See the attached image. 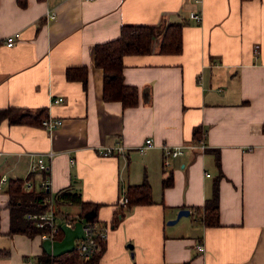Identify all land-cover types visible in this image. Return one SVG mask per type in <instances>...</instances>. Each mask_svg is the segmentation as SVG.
Instances as JSON below:
<instances>
[{
	"label": "crops",
	"instance_id": "crops-1",
	"mask_svg": "<svg viewBox=\"0 0 264 264\" xmlns=\"http://www.w3.org/2000/svg\"><path fill=\"white\" fill-rule=\"evenodd\" d=\"M22 1L0 0V110L45 108L63 123L0 119V264H51L40 259L39 234L9 233V180L22 179L31 192L45 177L60 225L82 209L59 203V192L99 205L96 219L109 227L100 264H264V0ZM191 11L201 12L200 22ZM171 22L184 24L180 52H162L159 36L151 52L124 57L138 103L105 100L95 46L119 37L124 24ZM82 66L86 87L66 74ZM198 128L207 148L166 166L163 146L195 141ZM148 137L154 145L141 151ZM115 145L124 151L101 153ZM51 150L48 170L30 173L34 154ZM221 172L219 224L211 226L203 206ZM170 173L174 184L164 188ZM145 180L152 202L122 205L123 190ZM69 206L74 211L63 213ZM182 208L190 219L169 224Z\"/></svg>",
	"mask_w": 264,
	"mask_h": 264
},
{
	"label": "trees",
	"instance_id": "trees-1",
	"mask_svg": "<svg viewBox=\"0 0 264 264\" xmlns=\"http://www.w3.org/2000/svg\"><path fill=\"white\" fill-rule=\"evenodd\" d=\"M20 3L24 4L25 1L20 0ZM183 25V22H171L166 25L124 24L119 37L97 44L95 46V63L104 72L103 98L107 101H120L125 107L136 105L139 101V89L137 86L127 84L124 81L123 60L125 55L151 52L152 42L159 36H162L160 46L162 52H180L182 50ZM66 74L68 79L81 80L84 87L87 86L88 69L86 66L68 68ZM46 112L47 109L45 108L36 113L23 108H9L0 110V119L7 117L11 123L41 122L43 118L47 117ZM202 136V129H196L195 140H199ZM223 176L224 174L221 172L215 181L212 195L206 199L203 206V219L207 225L219 224V181ZM173 184V173L163 178L162 185L164 188ZM7 192L10 198L8 207L11 217L9 233H25L34 236L41 232L34 220L29 217V213L49 210V203L46 201L48 189L25 192L22 189V179L11 178ZM126 194L129 198L128 206L152 202L151 185L147 180L139 184L129 185ZM57 201L80 205L82 212L78 215L79 218H83L89 211H97L99 207L98 204L84 201L78 192L69 189L59 192ZM195 209L198 210L199 208L195 207ZM121 212V215H124L123 210ZM119 214L118 211L115 212L112 224L119 222ZM96 215L86 220H97ZM62 234L63 231L60 232L58 238H61ZM100 246V249L89 260L81 259L76 249L57 257L44 253L40 259L51 264H100V258L106 247L105 242H101Z\"/></svg>",
	"mask_w": 264,
	"mask_h": 264
},
{
	"label": "built area",
	"instance_id": "built-area-1",
	"mask_svg": "<svg viewBox=\"0 0 264 264\" xmlns=\"http://www.w3.org/2000/svg\"><path fill=\"white\" fill-rule=\"evenodd\" d=\"M190 16L195 19L197 22H200L202 19L201 12L198 11H191ZM51 17L54 18L55 14L52 13ZM17 35V34H16ZM15 43V35H10L6 39V44L8 46H11ZM64 98L59 97L55 99L56 102L62 101ZM63 119L61 118H54L51 116H47L42 119L41 124L49 129L56 128L60 125H62ZM154 145L152 137L146 138L143 144L140 145L139 149L141 151H144L145 149L152 147ZM164 164L167 166L170 164V158L171 157H177L179 155L184 154L188 149L190 148H198L201 150H205L207 148V144L204 140V138H200L199 140H195L191 143L187 144H178L174 146H168L164 145ZM115 150L118 151H124V148L122 145H115V146H105L101 153L103 155H110L114 153ZM54 151H48V152H39L34 154L33 159L30 162L29 166V172L34 173L38 171H47L49 168V164L47 162V158L52 160L54 157ZM1 182L5 181V178H1ZM33 181L31 179H27L24 182V188L27 191H30L33 189ZM40 188L42 189H49V178L45 177L40 182ZM49 200V199H48ZM53 200L50 199V208L47 211L44 212H36V213H30L29 217L34 220L36 226L41 229V232L38 234L40 235L41 239L49 238L51 240L59 239L58 236L60 232L62 231L61 225L58 222V216L57 213L53 207ZM129 202V198L126 194V189L123 190L122 195L120 197V203L124 206H126ZM77 216H73L70 214H67L64 216V221L67 224H73L77 220ZM76 219V220H75ZM84 221V231L86 234V238H80L76 240L75 249L78 251L79 256L83 260H89L92 255L100 249V243L105 242L106 238L108 236V230L109 227L106 224H103L99 222L98 220H83ZM198 249L200 251H205V245L203 243H199L197 245Z\"/></svg>",
	"mask_w": 264,
	"mask_h": 264
},
{
	"label": "water",
	"instance_id": "water-1",
	"mask_svg": "<svg viewBox=\"0 0 264 264\" xmlns=\"http://www.w3.org/2000/svg\"><path fill=\"white\" fill-rule=\"evenodd\" d=\"M191 213L190 208H182L179 210L177 216L168 220L169 224L177 222L182 216L189 215ZM95 216L94 211H89L85 214V218H93ZM63 231V237L59 239L51 240L49 238L42 240V247L48 255L53 257L61 256L65 253L72 252L75 249L76 240L80 238H86L84 231V221L82 219L76 220L73 224L63 223L61 225Z\"/></svg>",
	"mask_w": 264,
	"mask_h": 264
},
{
	"label": "rangeland",
	"instance_id": "rangeland-1",
	"mask_svg": "<svg viewBox=\"0 0 264 264\" xmlns=\"http://www.w3.org/2000/svg\"><path fill=\"white\" fill-rule=\"evenodd\" d=\"M75 206H69L68 208L66 207V208H63V210H62V212L63 213H66V212H73L74 211V208ZM72 215V214H71ZM187 219H190V216H183L182 218H181V221L182 220H187ZM180 221V220H179Z\"/></svg>",
	"mask_w": 264,
	"mask_h": 264
}]
</instances>
